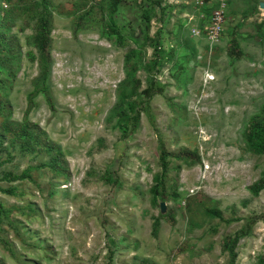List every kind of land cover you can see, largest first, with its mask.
I'll return each instance as SVG.
<instances>
[{"label": "rangeland", "instance_id": "374dc122", "mask_svg": "<svg viewBox=\"0 0 264 264\" xmlns=\"http://www.w3.org/2000/svg\"><path fill=\"white\" fill-rule=\"evenodd\" d=\"M262 2L0 1L5 37L19 41L13 60L11 47L0 49L17 75L0 66V133L6 102L13 127L0 135V202L11 209L0 264H230L228 242L248 227L235 264H264V189L250 190L264 174V153L246 141L250 119L264 107ZM45 8L47 73L35 45ZM221 9L213 38L208 26ZM112 24L121 34L110 32ZM233 35L240 58L228 54ZM131 49L135 70L126 68ZM26 121L47 143L22 146L17 125ZM162 141L173 152L197 150L202 162L170 156L157 183ZM58 150L68 175L53 169ZM27 169L31 179L7 178Z\"/></svg>", "mask_w": 264, "mask_h": 264}, {"label": "trees", "instance_id": "16d2710c", "mask_svg": "<svg viewBox=\"0 0 264 264\" xmlns=\"http://www.w3.org/2000/svg\"><path fill=\"white\" fill-rule=\"evenodd\" d=\"M2 1V0H0ZM51 14L48 12V9L45 8L44 12L42 11L39 18H38V23L36 27V34H35V45L40 51L41 54V61H42V66L44 73H47L49 71V64H50V55H51V43H52V37H51V32H52V24H51ZM3 12H2V3L0 5V49H9L10 47L12 50H10V53L15 52V55H11L10 59L13 60V58L18 56V50L15 49V47H19V41L15 36H11L10 38L5 37L4 31L2 30L4 27L5 20L3 18ZM82 18H79V21L77 22V28H81L83 26L82 23ZM110 32L115 33V34H121L120 29L116 27L115 25H109ZM159 36L160 33H158L156 37V46H155V52H154V58L152 60V66L157 68L161 61V56L159 54L160 52V41H159ZM15 50V51H13ZM137 50L131 49L127 55H126V68L135 70L136 69V63L133 61L136 59L137 55ZM228 54L232 57L235 58H240L242 56V50L240 48V43L238 38L233 35L232 38L230 39V45L228 47ZM0 66H2L7 72L8 75L15 80L16 78V71H15V66L12 61H4L0 60ZM137 80V79H136ZM135 82V88L134 91L137 89L138 83ZM138 82V81H137ZM151 90H146V93H150ZM142 100V99H141ZM140 100V102H142ZM134 106V105H133ZM133 106L131 104V108L133 109ZM11 112V105L10 103H5L4 104V114H5V120L2 123V128L3 131L0 133L1 137L5 136V131H12L13 127L12 124L10 123L8 117L9 113ZM140 119V111L137 112L135 116H133V122L134 125L139 122ZM18 131H19V137L22 140V146L27 149H34L37 147L35 144L38 143H47L42 139V135L44 134V131L38 127L35 123L32 122H23L19 125H17ZM246 141L249 146V148L256 152V153H264V107L262 109V112L252 116L250 119L247 131H246ZM161 160H162V166H163V173L161 176L157 175L155 177V180L157 183L163 184L164 181L163 179L165 178L163 175H165L168 165H169V160L168 157L173 156V157H178L181 160L185 161L188 164H195L201 161V156L197 150H191L188 147L183 148L180 152H173L167 149L166 144L164 141H162V148H161ZM59 153V158L57 160V163L53 166V169L56 170L57 172H65L67 175L69 174L68 167L66 165V159L64 158L62 152L58 150ZM1 164V162H0ZM29 169L23 171V173L18 174V175H13L12 177H7L10 179H23V178H29L31 179L32 176L29 173ZM156 188V187H154ZM264 189V174L263 176L255 181L251 186L250 190L253 194L258 195L261 190ZM6 192L9 193H14L15 189L13 188H7L4 189ZM155 194L162 195L163 198H167L168 195L166 193H159L157 189L154 190ZM164 192V191H162ZM174 196H178L176 192L173 193ZM11 212V209L6 207L2 202H0V231L2 229V224L4 222V219L9 216ZM206 212L210 216H216V217H221L222 212L219 209H212V208H207ZM158 226V223L155 224V227ZM251 230V227H248L247 230L242 231L240 233H236L234 237L230 239V242H228V248L230 250L231 254V261L230 264H235L237 260V245L241 239V236L244 234H248Z\"/></svg>", "mask_w": 264, "mask_h": 264}, {"label": "built area", "instance_id": "2783aa9c", "mask_svg": "<svg viewBox=\"0 0 264 264\" xmlns=\"http://www.w3.org/2000/svg\"><path fill=\"white\" fill-rule=\"evenodd\" d=\"M204 1L205 0H202V4H204ZM223 21H224L223 9L216 11L212 16L211 24L208 26L210 36L215 38L220 34Z\"/></svg>", "mask_w": 264, "mask_h": 264}, {"label": "water", "instance_id": "95a60500", "mask_svg": "<svg viewBox=\"0 0 264 264\" xmlns=\"http://www.w3.org/2000/svg\"><path fill=\"white\" fill-rule=\"evenodd\" d=\"M261 7H264V2L261 3ZM163 207H164V205H163Z\"/></svg>", "mask_w": 264, "mask_h": 264}]
</instances>
